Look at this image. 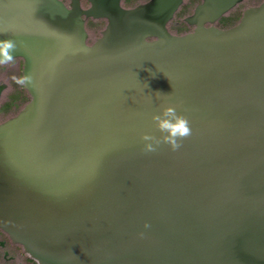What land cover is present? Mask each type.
<instances>
[{
    "label": "water",
    "instance_id": "95a60500",
    "mask_svg": "<svg viewBox=\"0 0 264 264\" xmlns=\"http://www.w3.org/2000/svg\"><path fill=\"white\" fill-rule=\"evenodd\" d=\"M82 1L0 0L30 96L0 122V229L38 264H264V1L220 28L244 0H202L180 35L185 0ZM169 106L191 135L144 152Z\"/></svg>",
    "mask_w": 264,
    "mask_h": 264
},
{
    "label": "rangeland",
    "instance_id": "374dc122",
    "mask_svg": "<svg viewBox=\"0 0 264 264\" xmlns=\"http://www.w3.org/2000/svg\"><path fill=\"white\" fill-rule=\"evenodd\" d=\"M65 2L68 0H64ZM123 5L127 8L134 7L147 0H122ZM264 0H244L237 7L226 14L218 23L220 28H228L235 25L241 18L245 9L251 6H256ZM83 5L88 6V3L84 1ZM202 0H185L184 4L177 12L175 18L169 24V29L175 34H184L193 30V26H190L185 22V18L191 15L195 7L200 4ZM106 20L104 19H89L87 21V29L92 39L101 36V31L106 26ZM23 60L20 58L14 59L13 62L0 65V83L8 84V88L4 91L0 100V122L5 121L11 116L16 115L23 106L28 102L30 96L23 86L18 85L13 80V77H22ZM20 248V247H19ZM22 250V248H21ZM22 256L25 264H38L37 261L32 259L28 254L22 251Z\"/></svg>",
    "mask_w": 264,
    "mask_h": 264
},
{
    "label": "clouds",
    "instance_id": "9594fccd",
    "mask_svg": "<svg viewBox=\"0 0 264 264\" xmlns=\"http://www.w3.org/2000/svg\"><path fill=\"white\" fill-rule=\"evenodd\" d=\"M15 51L16 44L13 40L0 41V65L13 62ZM13 80L18 85L24 86L29 78L27 76L13 77ZM152 119L162 136L159 139L148 134L141 137L144 145L143 150L146 153L155 152L161 143L167 144L171 150L177 151L182 146L181 141L191 135L190 122L186 117L178 114L175 107L164 108L159 115H154ZM145 227L147 228L149 225H145Z\"/></svg>",
    "mask_w": 264,
    "mask_h": 264
},
{
    "label": "flooded vegetation",
    "instance_id": "af4514ba",
    "mask_svg": "<svg viewBox=\"0 0 264 264\" xmlns=\"http://www.w3.org/2000/svg\"><path fill=\"white\" fill-rule=\"evenodd\" d=\"M21 248V245L14 243L10 236L0 229V264H25L22 251L26 252Z\"/></svg>",
    "mask_w": 264,
    "mask_h": 264
}]
</instances>
